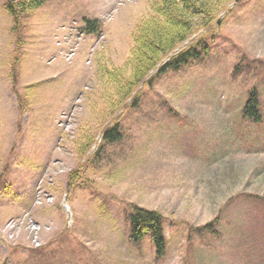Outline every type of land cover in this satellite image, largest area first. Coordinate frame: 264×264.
<instances>
[{
	"label": "rangeland",
	"instance_id": "obj_1",
	"mask_svg": "<svg viewBox=\"0 0 264 264\" xmlns=\"http://www.w3.org/2000/svg\"><path fill=\"white\" fill-rule=\"evenodd\" d=\"M4 1L0 264H264V0L194 28L181 45L200 55L141 85L112 143L101 131L148 0H46L17 28ZM249 89L257 122L241 115ZM131 205L162 214V258L149 236L129 241Z\"/></svg>",
	"mask_w": 264,
	"mask_h": 264
},
{
	"label": "trees",
	"instance_id": "obj_2",
	"mask_svg": "<svg viewBox=\"0 0 264 264\" xmlns=\"http://www.w3.org/2000/svg\"><path fill=\"white\" fill-rule=\"evenodd\" d=\"M46 0H5L4 8L12 17L14 28L18 27L21 12L24 9L37 8ZM232 0H148L149 11L137 26L134 36V48L131 56L133 62L131 74L126 78L123 89L120 90V101L114 100V111L110 114L106 125L101 131V141L112 143L121 136L118 119L125 108L138 106V88L141 85L151 86L153 80L169 70H178L189 59L200 55L197 44H181L192 33L194 28H210L211 20L224 6ZM85 30L88 33L100 32L99 22L84 18ZM175 52L170 56L171 52ZM205 52L206 47H203ZM168 58V59H167ZM167 59V60H166ZM166 60V61H165ZM153 71V73H151ZM151 74V76H150ZM243 118L254 122L261 120L260 99L255 89L247 91L241 107ZM128 223V239L138 244L145 236H149L154 247L155 258L165 255L167 241L163 228V216L158 210L131 205L126 214ZM216 220L202 227L216 235ZM214 223V225H213ZM214 228V229H213Z\"/></svg>",
	"mask_w": 264,
	"mask_h": 264
},
{
	"label": "water",
	"instance_id": "obj_3",
	"mask_svg": "<svg viewBox=\"0 0 264 264\" xmlns=\"http://www.w3.org/2000/svg\"><path fill=\"white\" fill-rule=\"evenodd\" d=\"M219 22V21H218Z\"/></svg>",
	"mask_w": 264,
	"mask_h": 264
}]
</instances>
